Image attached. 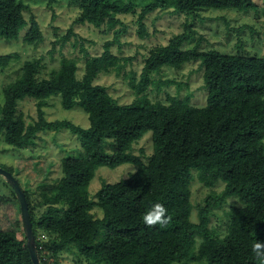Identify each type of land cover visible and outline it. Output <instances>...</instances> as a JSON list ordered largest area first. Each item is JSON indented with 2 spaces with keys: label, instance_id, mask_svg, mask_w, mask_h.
<instances>
[{
  "label": "trees",
  "instance_id": "16d2710c",
  "mask_svg": "<svg viewBox=\"0 0 264 264\" xmlns=\"http://www.w3.org/2000/svg\"><path fill=\"white\" fill-rule=\"evenodd\" d=\"M72 1L79 9L74 24L112 28L120 23L119 15L131 14L136 15L141 37L147 34L145 17L156 9L188 16L199 10H256L253 0H145L138 10L136 4L123 0ZM28 11L29 6L19 0H0V37L17 39L27 27L22 41L41 43L43 32ZM119 33L116 30L114 38L104 42L100 55L85 57L80 77L73 58H62L49 77H40L41 60L31 59L2 88L0 141L26 148L42 131L66 129L82 148L79 155L60 160L59 178L39 185L37 204L31 205L22 189L40 264H58L59 254L72 250L70 246L91 263L261 264L250 246L255 240L264 242V55L200 50L201 36L196 38L191 24L185 23L183 31L165 45L150 48L140 79L129 81L135 98L119 104L105 86L94 84L100 73L119 74L128 60L121 63L111 51ZM71 37L76 35L69 28L60 43ZM76 42L83 49V39ZM191 42L194 45L189 47ZM17 58V54H1L0 71ZM193 61L203 70L204 106L191 105L190 96L169 97L167 103L149 98V87L159 90L161 85L152 78L154 73ZM56 95L64 110L81 108L89 126L47 120L43 107ZM24 98L36 102V118L29 123L19 110L18 102ZM148 131L152 152L145 162L132 148ZM124 163L136 170L116 183H103L92 199L88 187L98 167ZM194 177L209 189L224 185L220 194L207 196L197 206L196 221L191 219ZM227 199L239 204L230 207L221 236L210 222L213 211ZM154 203L168 210L171 220L166 226L143 222V214ZM40 206L44 210L36 216L35 207ZM94 207L101 210L100 218L91 212ZM101 230L104 235L99 237ZM0 264H33L13 229L0 234Z\"/></svg>",
  "mask_w": 264,
  "mask_h": 264
},
{
  "label": "rangeland",
  "instance_id": "374dc122",
  "mask_svg": "<svg viewBox=\"0 0 264 264\" xmlns=\"http://www.w3.org/2000/svg\"><path fill=\"white\" fill-rule=\"evenodd\" d=\"M29 6V11L37 20L42 32L43 41L37 46L28 45L22 41L27 27L21 30L17 39L7 40L0 37V55L17 54L18 58L7 68L0 71V106L3 103L2 88L15 80L22 63L26 60L39 59L43 65L40 69V77H49L56 70L62 58H73L77 62V76L83 73V65L86 56H98L102 52V45L115 36V31L120 30L117 42L113 43V54L128 60L117 74L115 71L100 73L94 80V84L103 85L109 94L119 103H130L134 98V92L129 86L133 78L136 82L140 79L144 59L150 48L156 45H165L175 34L183 31L184 24L190 23L195 31L196 38L201 36L200 50L215 49L226 54L264 55V0H253L256 10L239 12L236 10H199L193 16L182 13H174L171 9H156L148 14L145 19L146 35L141 37L137 33L136 15H119V24L109 28L107 24L94 27L91 24H74L79 13L77 5L72 0H19ZM124 3L133 2L138 7L145 0H123ZM29 14H26L28 19ZM72 28L76 37H71L64 45L60 43L62 36ZM78 39H83L81 49ZM194 42L189 44L192 47ZM130 59V60H129ZM203 70L198 61L183 65L180 69L162 68L159 73H154L152 78L160 83V89L150 86L149 98L153 101L167 103L169 97L183 99L190 96V104L202 107L206 102V90L203 87ZM26 123L36 118V102L24 98L18 102ZM45 118L52 120H67L81 128H87L89 121L87 114L79 107L64 110L60 105L58 95L46 100L43 107ZM107 151H109L106 148ZM82 152L76 136L66 129L59 131H42L33 141V145L26 148H16L0 141V168H8L20 187L27 191L31 205L37 204L39 185L53 183L61 176L60 160L66 156H77ZM152 152L151 132H146L132 148V153L141 156L143 161ZM136 170L130 163L121 164L115 168L100 166L91 180L88 190L92 199H95L97 191L103 183H116L127 178ZM191 219L196 221L197 206L202 205L209 195H218L224 185L217 183L213 188H206L196 177L191 182ZM235 199H227L221 207L215 209L211 217L210 227L214 228L221 236L224 235L228 220L227 213L231 206L238 205ZM44 210V206L35 207V215L38 216ZM100 218L102 212L98 207L91 211ZM13 229L16 232L21 245L26 246L23 231L20 207L15 193L5 178L0 175V234ZM104 230L100 231V236ZM48 238L46 237V240ZM63 250L58 258V264H105L91 263L75 253V249ZM189 264H203L191 262Z\"/></svg>",
  "mask_w": 264,
  "mask_h": 264
},
{
  "label": "water",
  "instance_id": "95a60500",
  "mask_svg": "<svg viewBox=\"0 0 264 264\" xmlns=\"http://www.w3.org/2000/svg\"><path fill=\"white\" fill-rule=\"evenodd\" d=\"M0 175H2L6 182L13 189L16 199L20 207V216L23 226V231L26 239V248L28 250L29 256L33 264H40L37 251L36 242L32 232V225L28 212V205L22 188L20 187L18 181L13 177V175L5 169L0 168Z\"/></svg>",
  "mask_w": 264,
  "mask_h": 264
},
{
  "label": "clouds",
  "instance_id": "9594fccd",
  "mask_svg": "<svg viewBox=\"0 0 264 264\" xmlns=\"http://www.w3.org/2000/svg\"><path fill=\"white\" fill-rule=\"evenodd\" d=\"M167 211L168 210L163 204L154 203L148 211L143 214V222L149 226H166L171 220V216L167 214ZM250 248L255 257L261 261V264H264V242L255 240L251 244Z\"/></svg>",
  "mask_w": 264,
  "mask_h": 264
},
{
  "label": "built area",
  "instance_id": "2783aa9c",
  "mask_svg": "<svg viewBox=\"0 0 264 264\" xmlns=\"http://www.w3.org/2000/svg\"><path fill=\"white\" fill-rule=\"evenodd\" d=\"M42 247L41 246H39V249H41Z\"/></svg>",
  "mask_w": 264,
  "mask_h": 264
}]
</instances>
